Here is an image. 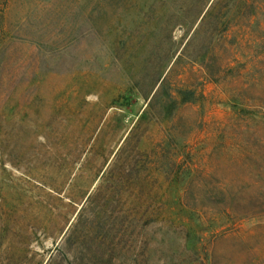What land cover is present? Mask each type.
<instances>
[{
  "label": "rangeland",
  "instance_id": "1",
  "mask_svg": "<svg viewBox=\"0 0 264 264\" xmlns=\"http://www.w3.org/2000/svg\"><path fill=\"white\" fill-rule=\"evenodd\" d=\"M0 264H264V0H0Z\"/></svg>",
  "mask_w": 264,
  "mask_h": 264
},
{
  "label": "trees",
  "instance_id": "2",
  "mask_svg": "<svg viewBox=\"0 0 264 264\" xmlns=\"http://www.w3.org/2000/svg\"><path fill=\"white\" fill-rule=\"evenodd\" d=\"M169 99H171V102H177L180 100L182 103H190L195 101V93L187 88H181L178 90L175 88L174 93L169 94Z\"/></svg>",
  "mask_w": 264,
  "mask_h": 264
}]
</instances>
